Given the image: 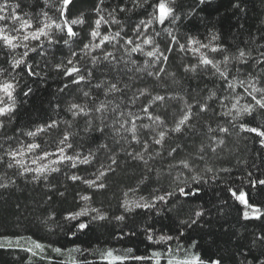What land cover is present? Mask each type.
Returning <instances> with one entry per match:
<instances>
[{
    "label": "trees",
    "instance_id": "trees-1",
    "mask_svg": "<svg viewBox=\"0 0 264 264\" xmlns=\"http://www.w3.org/2000/svg\"><path fill=\"white\" fill-rule=\"evenodd\" d=\"M9 3L19 4L17 14L25 20H32L33 28L29 31L35 30L38 26L35 17L42 10L48 11L49 16L57 23H61L55 8H45L44 0H9ZM97 3L99 0H74L70 6L69 19L77 18L84 13L85 23L73 26V30L79 35L68 45L63 43L66 35L54 29L53 38L58 43L50 46L45 40L37 52L29 53L25 59L38 75L28 76L23 68L16 71L11 69L8 60L13 57L19 58L25 51L23 47L17 48L10 55L6 51H0V68L5 69L4 72H0V80L15 77L19 83L15 94L14 113L10 117H0L4 123V127L0 128V145L8 149L17 148L21 142L24 145L35 142L41 145L42 150L55 151L56 141L68 131L72 133L69 142L73 144V148L67 150L68 155L79 152L81 156H86L90 151L96 153L94 163L78 165L76 168H72L70 164L60 165V171L50 173L47 180H33V174L18 176L16 175L18 169H9L6 164L0 163V183H9L7 188H0V264H72L73 260L76 264H104L100 259V253L109 248L117 255L149 257L153 251L163 252L168 247H171L174 254L180 258L187 251H195L201 253L205 261L211 257L221 259L223 264H259L260 261H264V256L261 255L264 252V245H261L258 239L264 235L262 232L264 218L245 220L242 215L243 206L228 191V187L234 190L243 189L249 202L264 213V185L257 183L252 186L249 183V179L253 181L264 179V147L260 145L255 134L240 131L238 127L240 121L233 122L231 117L219 115L221 108L216 97L208 99L210 93L214 91L217 97L230 98L229 108L231 103L235 102L233 96L240 97L241 106L254 104L244 89L248 87L247 81L250 77H256L260 81L256 86L264 88V65H256L251 59L247 66L232 61L228 65L230 79L245 81L244 87L236 84L233 94L213 75L215 70L211 66H208L207 70L198 67L195 72H186L185 65L198 64L197 57L190 51H181L178 44L173 45L174 51L168 52L167 47L171 40L161 31L162 28H170L179 38L180 44H185L188 36L207 44L212 34H216L219 39L212 43L222 45L227 51L210 54V58L215 60L222 61L224 55H238L241 48L251 50V55L255 57L258 55L257 49L264 51V39H261L264 36V0H206L203 4L200 0H176L177 14L181 15V19L175 24L170 22L164 25L156 24L155 30L161 32L159 36H154L151 29L148 30L149 35L154 36L160 50L169 57L166 63L154 67L156 70L164 67L166 72L159 78L138 74L131 81L134 85L132 91L137 88H148L153 95H178L183 96L188 103L198 100L210 105L208 111L204 113H199V110L194 108L193 111L198 114L191 120V130L171 133L163 145L151 143L154 133L148 129L140 130V144L129 143L130 134H122L127 139L121 140L120 136L112 134L111 129L104 137L94 130L86 132L88 120L99 117L100 114L92 113L90 117L81 116L74 119L66 111L71 103L86 105L88 108L98 106L101 101L118 103L121 99L120 94L109 93L105 96V88L109 82L120 81V87L128 82L127 77L116 71L109 73L107 67H96L92 77L79 85H72L69 78L55 68L61 61L66 64L72 51L79 54L83 45L88 43L90 39L88 32L93 26L92 21L97 18L93 11ZM117 4L128 9L133 8L130 0H103L104 12L101 14L107 18L108 13ZM235 4H239V7H233ZM145 8L146 10L135 8L133 11L115 13L121 24L102 25L101 32L106 34L109 28L116 32L122 27L124 29L122 36H133L132 29L136 23L141 19L146 20L152 12L151 7ZM3 24L4 22H0V26ZM8 24L11 25L12 21H8ZM16 27H19V22L16 23ZM27 43L29 47H37L40 42ZM145 50L149 51L151 47L145 46ZM104 52H112L119 58L123 49L108 45L103 51L93 49L84 59H80L79 56L72 59L79 60L77 66L82 68L81 74L87 75L88 70L94 68L91 55L99 58ZM133 59L143 65L145 59L151 58L137 53L133 54ZM123 63L122 61L118 67L122 68ZM237 68H240L239 72ZM65 84L69 85L66 89ZM96 84H101V87L97 89ZM28 88H31V92L25 96ZM85 92L90 93L89 97L84 96ZM131 94L127 93L128 96ZM257 95L259 98V94ZM142 100L143 103H147V98ZM140 107L141 104L138 102L132 111L138 112ZM182 107L183 101L168 100L163 106L157 102L150 111L153 115H161L166 121V126L170 127L173 117ZM106 115L111 116V105ZM240 119L250 126H257L264 123V110L257 109L252 115H245ZM50 120L60 121L58 129L42 133L34 140L20 134L35 130L36 126L46 124ZM64 121H68L70 126ZM100 123L99 119L93 120L94 127H99ZM107 123L111 124V119ZM137 123L148 124L150 121L145 117ZM233 123L237 125L235 128L232 127ZM218 126L228 128L229 132L225 134L215 131ZM208 127L214 132L208 133ZM212 135L224 141V144L217 145L215 152L208 147ZM5 137L10 138L7 143L4 142ZM144 140H149L150 144L146 151L143 150ZM101 144H107L108 149H100ZM202 145L205 151H200ZM173 148L177 151L169 156L168 153ZM40 151L38 149L35 153L26 154L24 163L35 167L30 162L40 154ZM142 151L143 160L133 159L128 155ZM157 152L160 155H156ZM112 155L117 159V163L112 165L113 171L103 178L106 185L104 189L89 188L82 181L69 179L72 175L95 179L94 173L101 169V165L110 164L109 157ZM185 159L191 163L192 171L180 165L179 162ZM144 161H148L147 165ZM41 163H47V160ZM170 165L174 167L170 168ZM206 168H212L213 172L207 173ZM191 175H201L205 178L206 182L196 185L201 191L195 196L187 197L177 193L166 205L158 202L159 215L156 210L135 208L131 212H126L121 207L125 199L137 201L143 197L145 201H149L152 195H162L164 191H170L177 185L183 187L185 180L192 185ZM130 189L133 191L129 192ZM125 193H128L127 197ZM82 195H89L91 200L81 201ZM84 207L98 209L99 214L104 215L105 219L93 221L91 215L97 213L81 217L82 221L89 222V227L74 236L70 235L69 228L75 232L76 222L69 224L64 220V216L68 212H77ZM199 208L206 210L203 218L191 228L184 226L183 236H180L178 232L181 228L180 221L188 220ZM121 215L125 219L116 220V217ZM148 228H151L157 237L167 234L175 239L164 245L152 243L146 239L145 230ZM130 233L135 235H127ZM33 241L41 243L44 246L43 251L34 249ZM192 241L197 242L194 249L190 248ZM178 243L182 246L181 249H177ZM28 248H33L37 255L27 251ZM55 248H60L61 252H55L53 250ZM129 248L133 249L132 253L127 252ZM125 264H154V261L127 260ZM161 264L166 262L162 261Z\"/></svg>",
    "mask_w": 264,
    "mask_h": 264
},
{
    "label": "snow or ice",
    "instance_id": "snow-or-ice-1",
    "mask_svg": "<svg viewBox=\"0 0 264 264\" xmlns=\"http://www.w3.org/2000/svg\"><path fill=\"white\" fill-rule=\"evenodd\" d=\"M73 2L74 0H44L45 8H55L56 15L60 19L61 23H57L53 17L49 16L48 11L42 10L41 13L37 14L35 17L38 26L35 28V30L31 31H29V29L33 28L32 20H25L23 17L17 14V10L20 7L19 4H10L9 0H3V2H0V22H4V24L0 26V51H6L10 55L19 47H23L25 49L19 58L13 57L8 60V63L13 71L23 68L28 76L38 75L33 71V66L28 64L25 58L28 57L30 52H37L38 49L44 45L45 40L50 46L58 43V41L53 38L54 29L57 32L64 33L66 35L67 38L63 40L65 45H68L74 37L79 35V33L73 30V26L84 24L85 14L81 13L79 17L69 19L70 6L73 4ZM130 2L133 4L132 9H128L124 5L117 4L108 13V17L105 18V16L101 14L104 12V8L102 7L103 0H99V3H97L93 9L97 18L92 21L93 26L88 32V36L90 37L88 43L83 45V48L80 50L79 54L75 51H72L66 64L65 62L61 61V63L55 65V68L57 71H62L63 75L69 78L72 85H79L86 79L92 77L96 67H107L109 73L116 71L118 74L127 77L128 82L124 83L123 87H120V81H117L109 82L108 86L105 88V96H107L109 93L120 94L121 99L118 103L114 104L112 101H101L99 105L94 108H88L86 105L71 103L68 105L66 111L70 113L74 119L81 116L90 117L92 116V113L100 114L99 117H92V119L88 120L89 126L85 129L86 132L94 130L98 132L100 136L104 137L109 129H111L112 134L114 136H120L121 140L127 139V137L122 134H130L129 143L135 142L140 144V130L148 129L154 133L151 138V143L154 145H163L171 133H183L185 129L191 130V120L194 115L198 114L193 111L194 108L198 109L199 113H204L208 111L210 105L206 102H201L198 100H193V103H188L184 100L183 96L178 95H153L148 88H137L135 91H132L134 85L131 83V81L133 78H136L138 74L140 76L149 78H159L161 77L162 73L166 72L164 67H159L158 70H156L154 67L160 63H166L169 59V57L160 50L159 45L155 42L154 36H159L161 32L156 31L154 26L156 24L164 25L165 23L169 22L175 24L181 19V15L177 14L178 5L176 4V0H151V3H149V0H130ZM205 2L206 0H200L201 4ZM145 6L151 7L152 12L149 13L146 20L141 19L138 23H136L135 27L132 29L133 36H122L121 33L124 31L122 27L116 32H112L110 28L106 34L101 32L102 25L121 24V21L116 19L115 13L133 11L135 8H144L146 10ZM233 7H239V4H235ZM8 21H12V24H8ZM17 22H19V27H16ZM149 29H151V31L154 33V36L149 35ZM161 31L170 37L171 43L167 47L168 52L174 51L173 45L178 44L181 51H190L194 56L197 57L198 64L185 65L186 72H195L198 67L207 70L208 66H211V68L215 70L213 75L223 82L227 89L233 94L235 93L236 84L239 83L241 87H244L245 81L230 79L231 72L228 65L232 61H235L242 66H247L249 60L251 59L255 61L256 65H264V51H259L258 49V55L255 57L251 55V50L246 51L245 49L241 48L239 49L238 55H224L222 61L210 58V54H220L227 51V49L222 45L212 43L213 41H217L219 39L216 34H212L211 40L207 44L202 43L191 36L186 37L185 44H180L179 38L172 33L170 28H162ZM42 37L44 39H41ZM261 39H264V36H262ZM28 41H39L40 43L37 45V47H29L27 43ZM108 45H112L114 48L118 46L120 49H123L122 55L119 58L116 57L112 52H104L103 56L99 58L95 55H91V62L94 68L88 70L87 75L81 74L82 68L77 66L79 60L74 61L72 57L79 56L80 59H84L90 55L93 49H99L103 51V49ZM145 46H150L151 50L146 51ZM137 53L151 59H145L143 65H140L136 59H133V54ZM122 61L124 62L123 67H118ZM103 62L107 63L105 64ZM236 70L239 72L240 68H237ZM4 71L5 69L0 68V72ZM73 77L75 78L73 79ZM259 82L260 81L256 77H250V79L247 81L248 87H245L244 89L245 93L248 96H251L254 104H246L241 106L239 105L240 97L233 96L232 99H234L235 102L231 103V107L229 108L228 102L230 101V98L228 96L217 97L216 92L214 91L210 93L208 99L216 97L221 108L219 115L231 117L233 122L240 121L238 124L240 131L255 134V137L259 140L260 145L264 147V123H261L257 126H250L248 123H245L240 119L245 115H252V113L257 109L264 110V88L256 86V84ZM18 87L19 83L15 77L9 80H0V117H10L14 113L16 109L15 94ZM68 87V84L64 85V89ZM95 87L99 89L101 84H96ZM64 89H61V91ZM30 92L31 88H28V91H26L24 95L27 96ZM128 92L132 93L131 96L127 95ZM257 94H259V98ZM89 95L90 93L88 92L84 93L85 97H89ZM142 98H147V103H143ZM168 100L183 101V107L179 113L173 117V123L170 127L166 126V121L161 117V115H153V113L150 111V108L157 102L163 106ZM138 102L141 104L138 112L132 111ZM109 105H111V116L106 115V113L109 112ZM122 108L126 110H122ZM145 117L150 121V123H137ZM94 119L100 120L101 123L99 127L93 126ZM109 119L112 121L111 124L107 123ZM64 123L70 126L68 121H64ZM59 124L60 121L50 120V122L46 124H40L36 126L35 130L21 132L20 134L31 137L34 140L35 137L42 133H48L53 129H58ZM236 126V123L232 124L233 128ZM2 127H4V123L2 120H0V128ZM215 131L226 134L229 132V129L218 126ZM213 132L214 130L211 127H208V133ZM71 135L72 133L65 131L63 136L59 138L58 141H56L55 151L42 150L41 145L35 142L29 143L27 145H24L21 142L17 148L8 149H4L2 145H0V163L6 164V167L9 169H18L16 173L18 176L33 174V180H47L50 173L60 171V165L70 164L72 168H76L78 165H90L94 163L96 153L92 151H90L86 156H81L79 152L74 155L67 154V150L73 148V144L69 142ZM9 139L10 138L5 137L4 142L7 143ZM116 142L119 143V141ZM222 144H224L222 139H217L215 135H212L210 137L208 147L211 149V151L215 152L217 151V145ZM149 147V140H144L143 150L146 151L149 149ZM99 148L108 149V145L101 144ZM38 149L41 150L40 154L30 162V164L35 165V167L26 165L24 163L26 154L35 153ZM205 150V147L202 145L200 151ZM176 151L177 149L173 148L168 153V155L172 156V153ZM128 155L132 156L133 159L143 160V151L128 153ZM156 155H160V153L157 152ZM151 158L152 157H150V159ZM200 158L202 159L203 157L201 156ZM109 159L110 164L107 166L101 165V169L98 170L97 173H94L95 179H85L79 175H72L69 177V179L73 181H82L89 188L104 189L106 185L103 182V178H105L109 172L113 171L112 165L117 163V159L114 155L110 156ZM45 160H47V163H41V161ZM144 163L147 165L148 161H144ZM179 163L184 169L192 171V165L188 160H181ZM169 167L171 168L174 166L170 165ZM205 171L207 173H211L213 172V169L206 168ZM249 177H251V173L249 174ZM213 179H215L214 176ZM190 180L193 182L192 185H190L189 182L185 180L183 181V187L177 185L170 191H164L162 195H152L149 201H145L143 197L137 201H129L125 199L122 202L121 207H123L126 212H131L135 208L156 210L157 215H159L160 209L157 208L158 202L166 205L169 203L170 198L175 197L177 193L184 197L195 196L201 191V188L197 187L196 185L206 182L205 178L201 175H191ZM11 182L14 183L15 181ZM249 183L252 186H255L257 183L259 185H264V179L259 181H253L249 179ZM8 186L9 183L7 182L0 183V188H7ZM186 189L188 190L186 191ZM131 191L133 190L130 189L129 192ZM228 191L231 193V196L243 206L244 210L242 215L245 220L252 218H264V213H262L259 207H256L249 202V199L246 197V192L243 189L234 190L233 188L228 187ZM237 192L239 194H237ZM61 195H63V193H61ZM124 195L127 197L128 193H125ZM80 200L83 202H88L91 200V197L89 195H82L80 196ZM248 209L252 210L251 216ZM205 211V209L199 208L194 211L188 220L180 221L181 228L178 229L179 235L183 236L184 226L191 228L193 225L198 224L199 220L205 215ZM92 213L97 214L91 215ZM89 215H91V219L93 221L105 219V216L100 215L99 210L95 208L89 209L88 207H84L77 212H68L64 216V220L69 222V224H71L73 221L76 222L74 225L76 231L72 232L71 228H69V234L74 236L77 232H83L86 230L89 227V222L82 221L80 218L87 217ZM123 219H125L123 215L116 217V220ZM145 232L146 239L158 245L167 244L175 239L173 236L167 234H162L157 237L151 228L146 229ZM262 232H264V229H262ZM127 235H135V233H130ZM258 239L261 245H264V235L259 236ZM32 243L34 249L43 251L44 246L41 243L36 241H33ZM253 243H255V240ZM196 246L197 242L192 241L190 248L194 249ZM181 247L182 246L178 243L177 249H181ZM33 248H28L27 251L32 252L33 255H37V252H35ZM53 250L57 253L61 252L60 248H55ZM127 252L132 253L133 249L129 248L127 249ZM261 255L264 256V252H262ZM100 259L104 262V264H125V261L127 260H153L154 264H161L162 261H165L166 264H223L221 259H212L211 257L205 261L202 259L201 253L195 251H187L183 257L180 258L174 254L171 247L166 248V250L163 252L153 251L149 257L136 255H117L113 249L109 248L100 253ZM72 264H76L75 260L72 261ZM259 264H264V261H260Z\"/></svg>",
    "mask_w": 264,
    "mask_h": 264
},
{
    "label": "rangeland",
    "instance_id": "rangeland-1",
    "mask_svg": "<svg viewBox=\"0 0 264 264\" xmlns=\"http://www.w3.org/2000/svg\"><path fill=\"white\" fill-rule=\"evenodd\" d=\"M248 210H249V209H248ZM251 212H252V211H249L250 216H251Z\"/></svg>",
    "mask_w": 264,
    "mask_h": 264
}]
</instances>
